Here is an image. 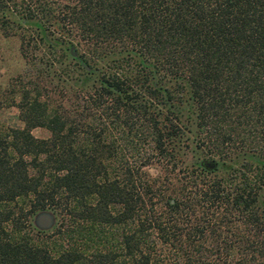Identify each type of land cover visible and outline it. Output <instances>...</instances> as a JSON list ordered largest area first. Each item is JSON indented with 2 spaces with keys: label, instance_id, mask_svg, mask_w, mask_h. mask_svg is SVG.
<instances>
[{
  "label": "trees",
  "instance_id": "obj_1",
  "mask_svg": "<svg viewBox=\"0 0 264 264\" xmlns=\"http://www.w3.org/2000/svg\"><path fill=\"white\" fill-rule=\"evenodd\" d=\"M0 33V264H264V0H0Z\"/></svg>",
  "mask_w": 264,
  "mask_h": 264
},
{
  "label": "rangeland",
  "instance_id": "obj_2",
  "mask_svg": "<svg viewBox=\"0 0 264 264\" xmlns=\"http://www.w3.org/2000/svg\"><path fill=\"white\" fill-rule=\"evenodd\" d=\"M23 67V59L18 52V39L16 36H2L0 33V129L19 125L17 108L12 103V89L15 76ZM181 121L192 127L191 110L183 106ZM189 117V118H188ZM31 132L36 136H45L47 131L40 127H34ZM155 173L153 167L149 168Z\"/></svg>",
  "mask_w": 264,
  "mask_h": 264
},
{
  "label": "water",
  "instance_id": "obj_3",
  "mask_svg": "<svg viewBox=\"0 0 264 264\" xmlns=\"http://www.w3.org/2000/svg\"><path fill=\"white\" fill-rule=\"evenodd\" d=\"M54 215L50 210H40L33 216V222L38 228H49L53 224Z\"/></svg>",
  "mask_w": 264,
  "mask_h": 264
}]
</instances>
